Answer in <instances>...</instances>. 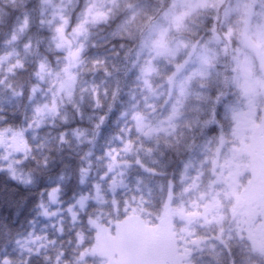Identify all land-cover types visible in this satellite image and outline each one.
I'll use <instances>...</instances> for the list:
<instances>
[{
  "label": "clouds",
  "instance_id": "1",
  "mask_svg": "<svg viewBox=\"0 0 264 264\" xmlns=\"http://www.w3.org/2000/svg\"><path fill=\"white\" fill-rule=\"evenodd\" d=\"M242 126L264 133V0H0V264H113L101 235L161 218L175 264H264Z\"/></svg>",
  "mask_w": 264,
  "mask_h": 264
},
{
  "label": "rangeland",
  "instance_id": "2",
  "mask_svg": "<svg viewBox=\"0 0 264 264\" xmlns=\"http://www.w3.org/2000/svg\"><path fill=\"white\" fill-rule=\"evenodd\" d=\"M242 126L239 132L246 129ZM252 178L251 195L264 190V133L250 128L247 137ZM100 249L113 258V264H175L176 242L163 218L154 224L126 221L98 238Z\"/></svg>",
  "mask_w": 264,
  "mask_h": 264
},
{
  "label": "trees",
  "instance_id": "3",
  "mask_svg": "<svg viewBox=\"0 0 264 264\" xmlns=\"http://www.w3.org/2000/svg\"><path fill=\"white\" fill-rule=\"evenodd\" d=\"M250 133V128L246 127L242 132L238 133L239 144L235 149V157L230 161V167L232 169V181L233 191L232 197L235 201L234 211L240 215H243L248 207L258 199H264V190L259 192L260 188L255 192L256 195H251V178L252 168L250 162V156L247 145V137ZM148 224H154L147 222ZM264 225L254 223L252 224L253 235L252 239L259 242H264V232L261 229Z\"/></svg>",
  "mask_w": 264,
  "mask_h": 264
}]
</instances>
